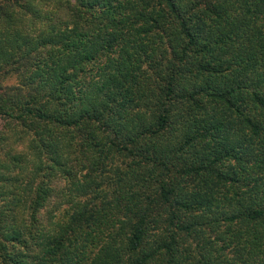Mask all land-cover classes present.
I'll use <instances>...</instances> for the list:
<instances>
[{
	"label": "trees",
	"instance_id": "trees-1",
	"mask_svg": "<svg viewBox=\"0 0 264 264\" xmlns=\"http://www.w3.org/2000/svg\"><path fill=\"white\" fill-rule=\"evenodd\" d=\"M2 67L0 264H264V0H0Z\"/></svg>",
	"mask_w": 264,
	"mask_h": 264
},
{
	"label": "rangeland",
	"instance_id": "rangeland-1",
	"mask_svg": "<svg viewBox=\"0 0 264 264\" xmlns=\"http://www.w3.org/2000/svg\"><path fill=\"white\" fill-rule=\"evenodd\" d=\"M20 86V80L16 74L12 73L7 67L0 68V88H2V90L11 92L15 91ZM30 142L32 143L31 139ZM32 155L33 151L29 150L28 132L15 123L0 119V162L14 167L13 174H20V176L25 179L23 182L24 185L29 181V172L32 169L31 163L33 162H31L33 159ZM17 156L22 158L23 163L18 164L17 162L11 161L12 158H16ZM72 158L74 161L69 164L68 168L73 170V175L76 178H79L82 174L80 170L82 168L84 169V167L79 157L73 156ZM75 158H78L79 161H75ZM118 164H120V162H118ZM123 170L124 166L122 167V171ZM63 171L65 173L56 172L55 175L49 178L46 177V180H50V189L53 191L45 209L46 218L59 214V211L63 210L64 212V210L70 206L67 202L73 198L70 196L71 191L69 189L71 177L68 174L67 168L64 167ZM111 177L115 178L113 171L111 172ZM116 187L117 185L113 184L104 186L103 189L106 192H110ZM28 190L30 191L31 189ZM26 191L24 192L25 196ZM7 192L8 191H6V193ZM4 200L5 198L0 195V212L3 211L5 205Z\"/></svg>",
	"mask_w": 264,
	"mask_h": 264
}]
</instances>
